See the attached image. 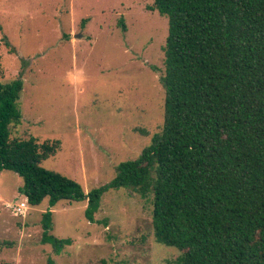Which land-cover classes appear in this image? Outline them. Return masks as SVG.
I'll list each match as a JSON object with an SVG mask.
<instances>
[{"label":"trees","instance_id":"obj_1","mask_svg":"<svg viewBox=\"0 0 264 264\" xmlns=\"http://www.w3.org/2000/svg\"><path fill=\"white\" fill-rule=\"evenodd\" d=\"M147 10L168 22L164 123L139 158L88 193L44 169L61 143L12 137L22 118L19 75L0 83V173L22 179L30 207L86 202V221L104 227L95 214L108 190L151 196L155 242L179 252L165 264H264V0H153ZM41 227L42 244L71 243L50 234L52 211Z\"/></svg>","mask_w":264,"mask_h":264},{"label":"rangeland","instance_id":"obj_2","mask_svg":"<svg viewBox=\"0 0 264 264\" xmlns=\"http://www.w3.org/2000/svg\"><path fill=\"white\" fill-rule=\"evenodd\" d=\"M153 0H0V83L19 75L21 122L12 137L59 140L41 162L89 191L108 184L121 162L136 160L164 123L163 46L167 18ZM119 20L126 30L118 25ZM8 42V47L5 41ZM152 68H155L153 70ZM23 181L0 173V262L11 264H165L179 252L155 242L152 197L110 189L96 220L86 202H25ZM52 211L51 235L70 244H42L41 217Z\"/></svg>","mask_w":264,"mask_h":264},{"label":"built area","instance_id":"obj_3","mask_svg":"<svg viewBox=\"0 0 264 264\" xmlns=\"http://www.w3.org/2000/svg\"><path fill=\"white\" fill-rule=\"evenodd\" d=\"M27 205V200L15 205L14 211L16 212V215H23L27 211Z\"/></svg>","mask_w":264,"mask_h":264},{"label":"crops","instance_id":"obj_4","mask_svg":"<svg viewBox=\"0 0 264 264\" xmlns=\"http://www.w3.org/2000/svg\"><path fill=\"white\" fill-rule=\"evenodd\" d=\"M25 201H26V199H25Z\"/></svg>","mask_w":264,"mask_h":264}]
</instances>
